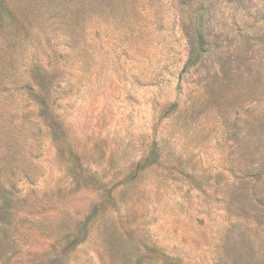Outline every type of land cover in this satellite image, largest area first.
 Segmentation results:
<instances>
[{
	"label": "rangeland",
	"instance_id": "obj_1",
	"mask_svg": "<svg viewBox=\"0 0 264 264\" xmlns=\"http://www.w3.org/2000/svg\"><path fill=\"white\" fill-rule=\"evenodd\" d=\"M197 1L0 0V264H264V0L190 67Z\"/></svg>",
	"mask_w": 264,
	"mask_h": 264
},
{
	"label": "trees",
	"instance_id": "obj_2",
	"mask_svg": "<svg viewBox=\"0 0 264 264\" xmlns=\"http://www.w3.org/2000/svg\"><path fill=\"white\" fill-rule=\"evenodd\" d=\"M197 7L188 21H198V24L193 26V32L188 34V41L190 45L188 66L195 67L201 63L205 55V36L203 34L200 21H205L207 12V0H198ZM192 27V28H193ZM0 205V213L3 211Z\"/></svg>",
	"mask_w": 264,
	"mask_h": 264
}]
</instances>
